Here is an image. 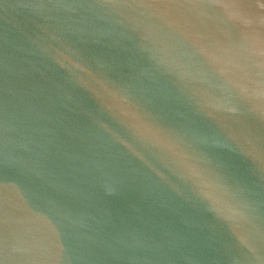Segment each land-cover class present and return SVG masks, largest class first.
<instances>
[{
  "label": "water",
  "instance_id": "obj_1",
  "mask_svg": "<svg viewBox=\"0 0 264 264\" xmlns=\"http://www.w3.org/2000/svg\"><path fill=\"white\" fill-rule=\"evenodd\" d=\"M0 264H264V0H0Z\"/></svg>",
  "mask_w": 264,
  "mask_h": 264
}]
</instances>
